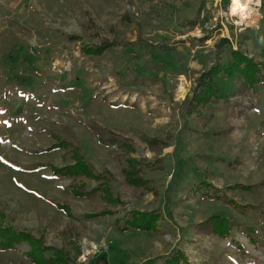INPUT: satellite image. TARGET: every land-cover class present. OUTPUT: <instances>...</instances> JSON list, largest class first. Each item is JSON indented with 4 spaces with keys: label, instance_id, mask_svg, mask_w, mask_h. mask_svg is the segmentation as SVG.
<instances>
[{
    "label": "rangeland",
    "instance_id": "rangeland-1",
    "mask_svg": "<svg viewBox=\"0 0 264 264\" xmlns=\"http://www.w3.org/2000/svg\"><path fill=\"white\" fill-rule=\"evenodd\" d=\"M230 4L0 0V226L28 230L55 249L63 246L59 231L72 227L67 241L75 244L63 248L71 264H163L179 255L178 264H264V80L201 107L198 116L181 115L192 80L218 56L226 59L227 47L214 49L219 40L264 62L261 1H249L253 11L239 24ZM115 39L131 45L99 57L81 53ZM94 122L130 138L137 159L161 160L164 170L143 175L152 184L124 183L116 147L97 142ZM52 134L79 147L95 172L116 177L117 203L104 202L100 191L88 199L70 192L74 183L92 189L97 181L54 177L51 168L72 161L63 157L70 146L43 151ZM140 135L170 140L152 152ZM200 182L218 196L196 189ZM235 184L257 187H223ZM146 213L156 216L153 231L126 226ZM213 215L229 222L224 235L214 234ZM29 251L27 242L0 248V264H33Z\"/></svg>",
    "mask_w": 264,
    "mask_h": 264
},
{
    "label": "trees",
    "instance_id": "trees-1",
    "mask_svg": "<svg viewBox=\"0 0 264 264\" xmlns=\"http://www.w3.org/2000/svg\"><path fill=\"white\" fill-rule=\"evenodd\" d=\"M260 1L264 10V0ZM124 19L127 20L125 16ZM128 45H131L130 41H104L93 47H81V53L87 57H99L105 51H108L113 47H125ZM223 47H227L226 49L228 54L226 59L222 60L218 56L217 59L207 69L199 72L198 75L192 80L190 94L186 95L184 100L181 102L182 116L191 114L198 116L200 115L199 110L201 107H206L207 105L218 102L219 100H225L231 95L243 92L248 88H253L256 84L264 80V62L263 64L258 63L254 59L243 54L239 48L234 50L230 46L228 40L225 38L219 40L214 45V49L217 53L220 52ZM160 49L162 51L170 52L174 50L171 46L166 45L160 46ZM260 55H263L264 57V50H262ZM89 128L95 133L97 142L100 145L116 147V152H114V155L117 158H120L118 162L120 173L123 177L124 183L129 188L138 187L141 185V183L152 184L153 180H144L143 175L147 172L164 170L163 166H161V160L159 158H154L152 160H147L146 158L137 159L135 156V148L132 140L128 137L121 136L120 132L106 129L102 126H99L95 122L90 124ZM52 136H54L55 139L54 143L51 146L45 148L43 151L49 152L53 149H64L70 146L71 151H69V153L64 152L66 155L63 154V157L66 158L69 156V159L72 161V164H68L59 168H51L54 177L68 178L72 180H75L79 177H85L98 182V185L92 189H87L83 183H74L70 190L74 197L88 199L91 198L95 192L100 191L101 199L107 204L113 205L120 200L113 192V187L114 184H116L117 179L109 170L104 169L100 173L95 172L93 165L89 161L85 160L81 155L79 147L72 145V143L70 144V140L61 135L52 134ZM169 137L170 135L162 139L159 137L150 138L146 135H140V140H142L146 146L152 150V152H157L168 145V141L170 140ZM223 187L227 190L237 189L251 191L257 186L235 184L232 186L226 185ZM196 189H199L200 191L204 190L202 193H207L206 196L210 194L208 191H211V194H214L215 197L218 196L215 194V192H217L216 189L207 182H200ZM225 201L232 204L234 207H239L238 204L233 200L225 199ZM55 206L57 210L63 212L69 218H72L70 207L67 203L58 202L55 204ZM155 217L156 216L152 213L138 215L137 217L135 214H133L127 220L126 226L146 232L153 231L155 229ZM209 219L211 220L215 235L221 236L229 231L230 228L228 229L227 227L229 222L225 218L219 215H213ZM249 231V233L252 232L251 229H249ZM59 233L62 234L61 237L63 238V246L62 248L55 249L44 246V242L40 238L34 237L28 230L14 231L10 227L0 226V248L10 249L15 244L27 242L30 247V251L27 253V256L30 257L33 264H71L73 263L72 258H70L69 254H67L63 248H65L66 245L75 244L73 241L74 238L72 241H67V238L70 237L71 234L72 236L74 234L73 228H69L68 234H64L62 230L59 231ZM47 250L52 252V255L49 257L43 256V253ZM180 259H182L180 255L171 258L169 257L165 259L163 264H178Z\"/></svg>",
    "mask_w": 264,
    "mask_h": 264
},
{
    "label": "clouds",
    "instance_id": "clouds-1",
    "mask_svg": "<svg viewBox=\"0 0 264 264\" xmlns=\"http://www.w3.org/2000/svg\"><path fill=\"white\" fill-rule=\"evenodd\" d=\"M257 3H259V0H257ZM252 11L253 9L249 8L248 0H245V2L243 3H241V0H231L230 12L240 17V19L236 21V23H241L244 18L248 16Z\"/></svg>",
    "mask_w": 264,
    "mask_h": 264
},
{
    "label": "bare ground",
    "instance_id": "bare-ground-1",
    "mask_svg": "<svg viewBox=\"0 0 264 264\" xmlns=\"http://www.w3.org/2000/svg\"><path fill=\"white\" fill-rule=\"evenodd\" d=\"M250 0H248V2H249ZM241 3H243V0H241ZM246 11H247V9H246Z\"/></svg>",
    "mask_w": 264,
    "mask_h": 264
},
{
    "label": "built area",
    "instance_id": "built-area-1",
    "mask_svg": "<svg viewBox=\"0 0 264 264\" xmlns=\"http://www.w3.org/2000/svg\"><path fill=\"white\" fill-rule=\"evenodd\" d=\"M27 51H28V53L32 52L31 50H27Z\"/></svg>",
    "mask_w": 264,
    "mask_h": 264
}]
</instances>
